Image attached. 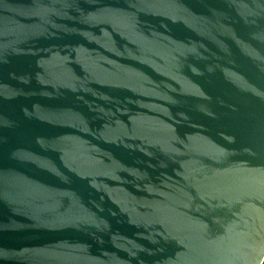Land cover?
I'll return each instance as SVG.
<instances>
[{"label":"water","instance_id":"water-1","mask_svg":"<svg viewBox=\"0 0 264 264\" xmlns=\"http://www.w3.org/2000/svg\"><path fill=\"white\" fill-rule=\"evenodd\" d=\"M264 0H0V264H263Z\"/></svg>","mask_w":264,"mask_h":264},{"label":"crops","instance_id":"crops-1","mask_svg":"<svg viewBox=\"0 0 264 264\" xmlns=\"http://www.w3.org/2000/svg\"><path fill=\"white\" fill-rule=\"evenodd\" d=\"M264 263V262H263Z\"/></svg>","mask_w":264,"mask_h":264},{"label":"rangeland","instance_id":"rangeland-1","mask_svg":"<svg viewBox=\"0 0 264 264\" xmlns=\"http://www.w3.org/2000/svg\"><path fill=\"white\" fill-rule=\"evenodd\" d=\"M264 264V263H263Z\"/></svg>","mask_w":264,"mask_h":264}]
</instances>
